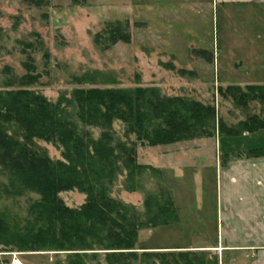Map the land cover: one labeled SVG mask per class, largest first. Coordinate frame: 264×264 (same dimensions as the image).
<instances>
[{
	"label": "rangeland",
	"instance_id": "1",
	"mask_svg": "<svg viewBox=\"0 0 264 264\" xmlns=\"http://www.w3.org/2000/svg\"><path fill=\"white\" fill-rule=\"evenodd\" d=\"M43 1L36 7L25 0H0V90L18 88L20 77L26 74V62L34 65V73L40 75L38 83L28 89L41 93L50 102L69 99L77 88L155 87L166 97L213 105L217 117L227 126L260 113L258 103L249 102L241 108L223 94L226 87L245 83L243 66L237 68L235 61L247 60L245 55L250 52L249 45L244 46L236 37L234 30L241 24L231 21L228 9L218 7L216 11L215 4L209 8L182 7V0H86L79 6L72 0ZM115 21L128 22L131 42L117 43L103 52L94 46L92 37L105 23ZM28 44L32 47L28 48ZM250 75L261 78L264 73L255 67ZM84 76L91 85H77L76 79ZM8 82H14L12 87L6 85ZM114 128L122 138V125L116 123ZM98 134L93 130L94 136ZM217 134L166 146H137L138 164L159 169L184 223L141 230L136 245L138 256L150 252L151 246L215 239L214 212L221 188L220 180L217 187L216 171L224 165L225 153L264 147V129L233 137ZM35 143L51 159L60 158L58 148L43 141ZM12 183L11 186V180L0 170V217L9 225L20 220L23 223L29 205L38 199L25 191L17 195L19 185L15 180ZM145 183L149 189L156 186L155 180ZM118 186L112 197L137 207L142 205V194L128 193ZM59 197L69 207H78L84 201L77 191L60 193ZM201 212L205 214L202 225L197 219ZM98 253L89 264H106L104 252ZM64 255L53 251L17 252L0 245V264L13 258L25 264H55L65 261ZM198 257L211 264L206 256ZM136 264L159 263L144 258Z\"/></svg>",
	"mask_w": 264,
	"mask_h": 264
},
{
	"label": "trees",
	"instance_id": "2",
	"mask_svg": "<svg viewBox=\"0 0 264 264\" xmlns=\"http://www.w3.org/2000/svg\"><path fill=\"white\" fill-rule=\"evenodd\" d=\"M40 7L43 0H25ZM86 0H72L75 6ZM127 21L107 22L92 37L95 47L110 50L131 42ZM28 48L32 45L28 44ZM197 54L203 56L204 51ZM27 60L31 61L28 57ZM17 89L0 90V170L22 191L37 195L25 218L5 223L0 217V245L17 252H64L65 261L55 264H89L103 251L106 264H205L200 254L144 252L137 254L138 233L174 224L177 213L172 192L160 171L140 165L137 146H166L215 135L233 137L264 129V85H230L224 95L241 108L256 102L261 110L234 126L225 125L211 104L182 97H166L155 87L77 88L69 99L48 101L28 89L40 75L31 63ZM14 82L6 85L12 87ZM77 85L92 83L87 76ZM122 125V138L114 125ZM93 130H98L97 136ZM36 141L53 145L60 158L53 160ZM241 158L264 157V147L235 154ZM225 161L229 156L225 153ZM148 174V175H147ZM156 181L149 189L147 183ZM142 194L140 207L112 197L114 188ZM77 191L84 196L78 207H69L60 193ZM22 223V224H21ZM215 264V261H211ZM91 264V263H90Z\"/></svg>",
	"mask_w": 264,
	"mask_h": 264
},
{
	"label": "crops",
	"instance_id": "3",
	"mask_svg": "<svg viewBox=\"0 0 264 264\" xmlns=\"http://www.w3.org/2000/svg\"><path fill=\"white\" fill-rule=\"evenodd\" d=\"M152 1L158 3L160 0ZM180 4L182 7L197 5L207 8L215 4L216 11L218 7L228 9L231 21L241 24L240 28L234 30L236 37L243 41L244 46L250 47V52L245 55L247 60L235 61L237 68L243 66L242 79L245 82L236 85H264V76L254 78L250 75L255 67L264 73V0H182ZM226 154L229 158L216 171L217 187L220 180L221 188L220 194L217 192V208L214 212L215 239L208 242L201 237L203 239H199L197 244L192 241L187 244L151 246V253L200 254L210 262L215 261V264H264V157L241 158L233 151L231 155ZM202 213H199L200 217L197 216L198 224L201 225L205 215ZM178 222H182V219L177 213L174 224Z\"/></svg>",
	"mask_w": 264,
	"mask_h": 264
},
{
	"label": "built area",
	"instance_id": "4",
	"mask_svg": "<svg viewBox=\"0 0 264 264\" xmlns=\"http://www.w3.org/2000/svg\"><path fill=\"white\" fill-rule=\"evenodd\" d=\"M7 264H25V263L17 260L16 258H13Z\"/></svg>",
	"mask_w": 264,
	"mask_h": 264
}]
</instances>
